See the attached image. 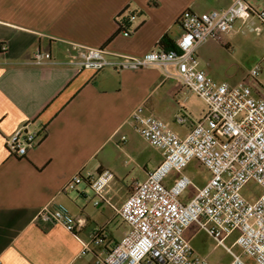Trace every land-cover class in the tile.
Instances as JSON below:
<instances>
[{"label":"crops","instance_id":"crops-1","mask_svg":"<svg viewBox=\"0 0 264 264\" xmlns=\"http://www.w3.org/2000/svg\"><path fill=\"white\" fill-rule=\"evenodd\" d=\"M247 1L256 10L264 7V0ZM233 3L0 0V264H97L98 256L129 230L118 208L135 183L145 180L163 159L137 130L131 119L133 112L143 106L146 115L160 118L184 138L207 111L202 99L178 80L166 79L157 67L79 71L69 65L32 64L34 54L40 50L64 62L74 45H82L104 48L111 55L140 57L159 49L165 35L177 41L182 35L178 19L186 9L206 13ZM263 36L264 25L255 15L238 19L234 32L197 46L200 68L219 84L243 82L246 78L240 76L241 68L227 65V49L236 41H243L244 46L248 41H264ZM261 86L262 78L252 84L255 95L261 96ZM27 124L33 131L45 130L46 136L25 157H16L7 149L6 140ZM191 165L205 171V181L194 183L196 188L204 186L210 172L192 161L184 170L187 176ZM103 171H110L113 179L106 198L96 206V195L86 176ZM77 175L80 180L75 188L65 191ZM178 176L172 172L166 187ZM195 195L194 187L187 189L180 201L188 203ZM57 204L65 205L77 218L75 232L37 219L43 207ZM98 229L103 232L102 242L86 250ZM236 235L227 237L226 244L232 245ZM184 237L194 254L211 264L231 263L232 256L225 249L206 246V239L214 240L197 224L190 226ZM234 251L239 254L241 250L235 247Z\"/></svg>","mask_w":264,"mask_h":264},{"label":"built area","instance_id":"built-area-1","mask_svg":"<svg viewBox=\"0 0 264 264\" xmlns=\"http://www.w3.org/2000/svg\"><path fill=\"white\" fill-rule=\"evenodd\" d=\"M254 15L264 25V7L256 10L247 0H234L229 8L206 13L188 8L178 19L182 35L175 48H159L140 57L111 55L104 48L82 45H74L64 62L40 50L34 54L32 64L69 65L79 71L112 68L120 72L157 67L166 79L178 80L207 105L203 119L184 138L160 118L146 115L143 106L133 112L131 119L137 130L161 152L163 159L145 180L135 183L133 192L118 208V215L129 230L98 256L97 264H211L207 258L194 254L184 237L193 224L225 248L232 256L230 264H264V86L260 88L261 96H257L252 86L243 82L219 84L200 68L196 53L198 45L211 39L221 40L224 34L234 32L238 19ZM131 18L134 20L135 16ZM263 64L264 56L248 76L257 80ZM45 136V130L33 131L27 124L6 140V147L14 156L25 157ZM192 161H198L211 177L204 186L196 188L190 202L182 203L180 197L193 184L184 173ZM172 172L179 176L168 188L165 181ZM79 177L69 181L64 190L74 189ZM86 178L98 206L106 198L113 174L103 171ZM251 182L263 191L255 200L242 192ZM248 193H253L251 188ZM37 219L62 225L69 232L79 227L77 218L63 204L43 207ZM234 233V243L227 245L226 238ZM102 240L103 232L98 229L92 233L86 250L90 251L92 244L100 245ZM235 247L240 248L241 254L234 251Z\"/></svg>","mask_w":264,"mask_h":264},{"label":"rangeland","instance_id":"rangeland-1","mask_svg":"<svg viewBox=\"0 0 264 264\" xmlns=\"http://www.w3.org/2000/svg\"><path fill=\"white\" fill-rule=\"evenodd\" d=\"M264 38V36L262 37ZM264 56V41H248L243 44V41H236V44L232 45L231 49H227V65L234 64L236 67L239 66L241 68V77L245 76L246 80L243 81L246 85L252 86L253 83L259 78L264 80V64L262 66V70L257 80L246 75L249 74L252 68L263 58ZM240 77V78H241ZM237 81V80H236ZM235 81V82H236ZM234 82V81H233ZM204 104H206L203 100H201ZM190 172L188 175L193 178V184L188 188V190H193V187L196 189L194 183L201 184L205 181V171L203 168H198V166L191 165L189 168ZM248 188L252 189V194L248 193ZM243 194L250 200H255L258 196L262 195V189L256 185L255 183H249L248 187L243 189ZM206 246L208 248L217 247L218 251H223L225 248L218 246L214 241L210 239H206ZM241 254V251L239 252ZM245 260H249L244 257Z\"/></svg>","mask_w":264,"mask_h":264},{"label":"trees","instance_id":"trees-1","mask_svg":"<svg viewBox=\"0 0 264 264\" xmlns=\"http://www.w3.org/2000/svg\"><path fill=\"white\" fill-rule=\"evenodd\" d=\"M159 47L164 50H170L175 48V43L169 38L168 35H165L161 38L159 42Z\"/></svg>","mask_w":264,"mask_h":264}]
</instances>
